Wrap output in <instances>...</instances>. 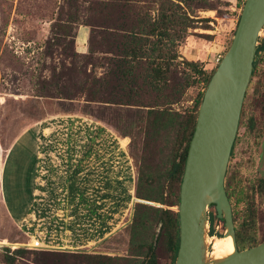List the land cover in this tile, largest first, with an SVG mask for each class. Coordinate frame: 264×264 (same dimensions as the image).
Returning <instances> with one entry per match:
<instances>
[{
	"label": "trees",
	"instance_id": "obj_1",
	"mask_svg": "<svg viewBox=\"0 0 264 264\" xmlns=\"http://www.w3.org/2000/svg\"><path fill=\"white\" fill-rule=\"evenodd\" d=\"M56 8L46 46L50 55L59 50L56 54L62 59L49 67V82L38 83L40 96L52 88L58 99L81 98L83 114L127 137L135 172L133 197L160 207L135 203L129 224L107 239L126 232L125 256L2 246L0 264H158L160 254L173 264L185 155L202 93L215 69L207 73L181 57L177 47L200 20L196 13L213 7L207 0H60ZM79 26L87 29L85 53L74 48L72 32ZM260 52H264V38L255 55ZM253 69L252 65L251 74ZM64 72L70 75L67 86L57 83ZM192 75L202 87L189 107L176 110L173 106L191 87ZM227 197L233 202L236 250L263 241L253 232L252 198L229 193ZM236 217L239 223L234 225ZM214 219L213 212L208 214V236H215Z\"/></svg>",
	"mask_w": 264,
	"mask_h": 264
},
{
	"label": "rangeland",
	"instance_id": "obj_2",
	"mask_svg": "<svg viewBox=\"0 0 264 264\" xmlns=\"http://www.w3.org/2000/svg\"><path fill=\"white\" fill-rule=\"evenodd\" d=\"M59 1L0 0V146L3 154L7 156L6 161L18 158L19 150L23 154L26 152L22 150H27L30 159L44 162L42 169L44 177L39 179L38 176V181L32 183L36 196L28 200V207L26 204L22 207L24 210L22 214L25 215L20 225L18 220H16L17 226L9 220L4 208L3 191L0 188V247L15 248L26 243H35L32 248L84 250L102 255L125 256L126 232L118 233L111 240H107L109 237L98 240L99 235L95 232L105 221V218H102L106 212L105 205L109 203L110 207L115 202L112 200L100 202V205H105L99 206L100 209L96 205L98 209L89 217L88 213L77 206L79 202L73 196L74 186L68 184L67 179L71 163L74 165L78 161L99 166L108 161H115L125 167V172H129L131 166L134 179L135 172L127 151L129 139L117 135L105 123L83 114L84 105L81 98L58 99L54 96L52 88L46 89L40 96L38 90L40 81L49 82V67L62 59L56 54L59 50L50 55V50L46 46ZM207 1L213 9L196 13L200 20L194 23V29L188 30L186 37L178 44L177 52L185 60L199 64L208 73L217 65V57L221 58L229 46L236 18L240 13L237 5L244 0ZM81 31L82 29L78 28L72 32L75 37L78 35L76 42L78 45L81 44L79 39ZM263 37L264 29L259 32L257 45ZM254 62L257 72L252 80L249 79L252 82L250 89L255 79L259 81L263 79L261 74L264 67V52L258 53ZM69 76L66 72L62 73L58 85H69ZM190 80L191 87L185 91L181 101L173 106L176 110L189 107L202 87L196 82L197 78L194 75ZM250 89L246 91L244 104L251 95ZM21 134L26 137L29 148L25 144L26 140L24 143L20 142ZM122 139L125 141L122 142ZM242 157L244 155H237V158ZM262 170V164H259L257 169L250 170L242 164V161L235 164L234 159L228 160L224 185L227 186L230 180L228 177L235 173L240 186L247 187L251 184L249 181L252 178L263 175ZM96 180L93 183H97ZM124 181V218L122 224L118 226L120 230L129 224L132 207L137 203L132 194H127L132 181L129 178H125ZM247 195L253 200L256 214L253 232L258 240H263L264 185L253 197L251 194ZM12 202L18 207V201V203ZM146 205L160 207L159 204L152 202H147ZM230 205H233L232 201ZM212 212L214 213L213 207L208 208L206 218ZM235 219L234 225H237L238 217ZM73 227L76 231L84 229L86 235L82 239H90V242H93L87 244L85 248L81 247L85 244V240L75 243L71 237ZM90 227L91 231L88 232L87 229ZM208 227L207 220L204 235L206 262L210 261L209 253L213 252V248L210 247L211 242L213 239H219L217 235L221 237L224 232L220 220H213L215 236L207 235ZM67 229L70 230V234L67 233ZM156 230L157 226L154 234ZM158 264H168V260L160 254Z\"/></svg>",
	"mask_w": 264,
	"mask_h": 264
},
{
	"label": "water",
	"instance_id": "obj_3",
	"mask_svg": "<svg viewBox=\"0 0 264 264\" xmlns=\"http://www.w3.org/2000/svg\"><path fill=\"white\" fill-rule=\"evenodd\" d=\"M262 29L264 0H244L229 46L211 74L197 108L178 190V244L173 264H264V240L236 250L231 209L223 187ZM210 207L215 219L222 222V236L230 237L233 251L221 260L206 262L204 235L206 210Z\"/></svg>",
	"mask_w": 264,
	"mask_h": 264
},
{
	"label": "crops",
	"instance_id": "obj_4",
	"mask_svg": "<svg viewBox=\"0 0 264 264\" xmlns=\"http://www.w3.org/2000/svg\"><path fill=\"white\" fill-rule=\"evenodd\" d=\"M78 28L82 29L79 36L81 44L79 43L78 45V43H76L78 40V35H76L74 38V46H76V52L85 53L87 29L82 26H79ZM77 45L79 47L78 49ZM19 140L23 143L26 140L25 144L28 146V148L30 147L24 134L19 136ZM121 141L124 142L125 140L122 139ZM12 147H14V145H12ZM22 151L26 152L24 153L25 155L19 150L20 154L18 155V158L6 161L7 156L6 154H3L2 148L0 146V188L3 191V198L5 200V212L9 220L16 226V220L19 221L20 225L21 221L23 220L22 218L25 215L24 213L22 214L24 211L22 207L24 204H26L28 207V200H30L32 196H36L34 195L36 194V191L33 190L32 183L38 181V176L39 179L44 177L42 175L44 162L34 161L33 159H30V155H28L29 153L27 150ZM71 164V170L69 171V177L67 179L68 184H72V186H74L73 196L75 197L74 199H77L79 202L77 203V206L81 207V209L88 213L89 217H91V213L94 214V211H96L99 206L101 207L102 205H105H100V202L106 200H112L115 202L110 207L108 206L109 203L105 205L106 212L102 217L105 218V221L98 226L99 229L97 228V230H95L96 234L99 235L98 238H100L98 240H102L114 235L120 230L118 226L122 224L124 218L123 199L125 178H129L130 181H132L131 187L127 190V194H132L133 197L134 179L131 166H129V172H125V167L115 161H108L106 164H101V166L93 165V163L90 162L81 163L79 161L74 163V165L73 163ZM125 173L127 174L125 175ZM94 180H96L97 183H93ZM12 201H18V207L15 206L16 204ZM71 231V234H73L71 237L75 243H80L85 240V244H82L81 246L82 248H85L87 244L93 242H90V239H82V237L84 238L86 235L84 229H78L76 231L73 227ZM87 231H91V227L90 229H87ZM75 232H79V234L82 236L76 234ZM67 233L70 234L69 229H67Z\"/></svg>",
	"mask_w": 264,
	"mask_h": 264
},
{
	"label": "flooded vegetation",
	"instance_id": "obj_5",
	"mask_svg": "<svg viewBox=\"0 0 264 264\" xmlns=\"http://www.w3.org/2000/svg\"><path fill=\"white\" fill-rule=\"evenodd\" d=\"M253 67V72L250 75L251 80L257 72L255 62L253 63ZM261 75L263 77L262 81L255 79L251 89L250 85L252 82L251 80L248 81L244 97H246V91L248 89L251 90V95L248 97L246 104H244L242 100L237 128L230 147L228 160L234 159L235 164L242 161V164L250 170L252 168L257 169L258 165L262 164L263 175L252 178L251 181H249L251 184L247 187H243L240 186L237 175L233 173V175L228 177L230 180L227 186L224 185L223 181L226 197L228 193L230 197L233 195L250 197V195L247 194H251L253 197L258 193V189H262L264 185V67ZM237 155H244V157L240 159L237 158ZM231 200L232 198L228 199L229 205L231 204Z\"/></svg>",
	"mask_w": 264,
	"mask_h": 264
},
{
	"label": "bare ground",
	"instance_id": "obj_6",
	"mask_svg": "<svg viewBox=\"0 0 264 264\" xmlns=\"http://www.w3.org/2000/svg\"><path fill=\"white\" fill-rule=\"evenodd\" d=\"M219 239H213L210 244V247L213 248V252L209 257L211 261H218L223 259L224 257L230 255L233 251L232 242L229 236L227 237H217Z\"/></svg>",
	"mask_w": 264,
	"mask_h": 264
},
{
	"label": "built area",
	"instance_id": "obj_7",
	"mask_svg": "<svg viewBox=\"0 0 264 264\" xmlns=\"http://www.w3.org/2000/svg\"><path fill=\"white\" fill-rule=\"evenodd\" d=\"M220 60V56L217 57L216 62H218ZM35 245V243H26L23 244V246L21 247H25V248H32ZM11 249L14 248L13 246H9ZM18 247V246H17Z\"/></svg>",
	"mask_w": 264,
	"mask_h": 264
}]
</instances>
